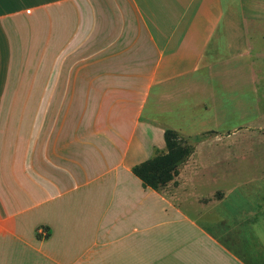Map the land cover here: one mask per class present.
Instances as JSON below:
<instances>
[{"label":"crops","instance_id":"0c3cea01","mask_svg":"<svg viewBox=\"0 0 264 264\" xmlns=\"http://www.w3.org/2000/svg\"><path fill=\"white\" fill-rule=\"evenodd\" d=\"M261 25L264 0H0V264H264V176L199 204L192 166L161 192L133 172L158 116L262 72Z\"/></svg>","mask_w":264,"mask_h":264},{"label":"rangeland","instance_id":"374dc122","mask_svg":"<svg viewBox=\"0 0 264 264\" xmlns=\"http://www.w3.org/2000/svg\"><path fill=\"white\" fill-rule=\"evenodd\" d=\"M261 30L264 34V25H261ZM255 54L259 56L258 59L253 63H246L245 68L254 64L257 72H262L250 73L248 69L247 72L230 74L231 85H241L226 92L224 104L206 103L200 106L202 112H199L198 119L195 115L194 121L176 114L171 117L158 116L155 120V127L166 129L163 137L164 147H155L149 160L169 152L165 140L167 131L176 134L180 146L189 147L192 153L177 166L178 176L174 181L178 184L177 178L185 180L190 176L188 171L185 172L186 167L192 166L198 171L199 178L207 184L199 186L206 188V192L198 199L199 204L220 200L224 190L222 184H225V181L244 184L250 179L264 176V37ZM152 101L146 106L144 120L151 118L150 110L153 112L155 108ZM203 108H206L208 114H204ZM181 129L183 130L177 131ZM144 143L147 149L148 141ZM175 147L177 148V144ZM174 181L154 191L170 190V185L171 188L175 186ZM220 181L222 184L219 185ZM250 186L254 192L257 191L256 186Z\"/></svg>","mask_w":264,"mask_h":264},{"label":"trees","instance_id":"16d2710c","mask_svg":"<svg viewBox=\"0 0 264 264\" xmlns=\"http://www.w3.org/2000/svg\"><path fill=\"white\" fill-rule=\"evenodd\" d=\"M176 139V134L167 131L165 140L169 152L166 155L148 160L133 169L134 174L143 182L145 187L158 190L174 181V178L178 176L177 166L192 152L189 147H181ZM175 144H177V148Z\"/></svg>","mask_w":264,"mask_h":264}]
</instances>
